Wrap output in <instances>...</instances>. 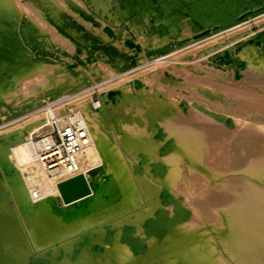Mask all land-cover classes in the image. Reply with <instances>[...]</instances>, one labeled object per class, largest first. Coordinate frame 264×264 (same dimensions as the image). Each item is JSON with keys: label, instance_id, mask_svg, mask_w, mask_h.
<instances>
[{"label": "bare ground", "instance_id": "bare-ground-1", "mask_svg": "<svg viewBox=\"0 0 264 264\" xmlns=\"http://www.w3.org/2000/svg\"><path fill=\"white\" fill-rule=\"evenodd\" d=\"M191 1L0 0V122L73 93L0 136V264H264V0ZM175 11L226 82L159 67ZM54 120L84 134L71 201L35 158Z\"/></svg>", "mask_w": 264, "mask_h": 264}, {"label": "rangeland", "instance_id": "rangeland-1", "mask_svg": "<svg viewBox=\"0 0 264 264\" xmlns=\"http://www.w3.org/2000/svg\"><path fill=\"white\" fill-rule=\"evenodd\" d=\"M26 0H22V2H25ZM161 1H167V0H161ZM193 1V2H192ZM191 2L192 3H196V2H199L198 0H192ZM213 11H211V12H209L208 13V15L209 14H211ZM149 15H151V14H149ZM187 15V16H186ZM185 16V17H184ZM133 17V18H132ZM134 17L135 18H137V20H141V17H140V14H133V15H129V17H126L125 18V21L127 22L128 20H130V19H134ZM168 17L173 21L171 24H170V28H169V31H174L172 28V26H176V32L178 33V34H182L183 33V39H185V40H183V42L181 43V44H179V45H176V46H173V45H171V47L168 49V51L167 52H164L163 54H156V55H153L152 57H158V58H160V59H162L163 58V60H157L158 61V64H160L161 66H159L158 64H156L157 66H159V67H165V65H167V64H173L174 62H176L177 64H184L183 66H189L190 67V65L191 66H193L195 69H200L201 70V72H203V76H202V79H204V82H206V83H208V85L210 84H212V85H214V83H222V82H226L228 79H227V77H228V75H227V73L225 72V71H220L219 70V72H218V68H216V67H214V66H212V64L211 63H209V62H206L205 61V59L202 57V55L201 54H199L197 51H196V47L199 45L196 41L199 39V38H191V37H193V33L195 32V30L191 27V21H190V18H189V14L188 13H186V14H179L178 12H173L172 14H169L168 15ZM180 18V19H179ZM182 20V21H181ZM186 20V21H185ZM180 23H179V22ZM256 22H258V21H256ZM185 24V25H184ZM105 25H108V26H110V27H114V24H111V23H109V22H106V24ZM262 25H264V23H259L256 27H259V26H262ZM185 26V27H184ZM182 27V28H181ZM123 28H124V30L128 33V34H130V28L129 27H127V26H125V25H123ZM129 28V29H128ZM183 29V30H185V29H187V30H185V31H183V30H181V29ZM179 31V32H178ZM139 35H138V38H140L141 37V35H140V33H138ZM134 38V40H136V41H138L137 39V36L136 37H133ZM137 38V39H136ZM188 39V40H187ZM186 42V43H185ZM184 43V44H183ZM192 43V44H191ZM195 43V44H194ZM203 43H205V42H203ZM153 46H152V45ZM189 44V45H188ZM188 45V46H187ZM147 49H152V48H156L157 47V45H155L154 44V42H153V40H150L149 42H148V44H147ZM184 46V48H181L182 50H179V47H183ZM176 51V50H179L178 52H175V54H174V52L172 53V55H169V52H171V51ZM159 55V56H158ZM135 56H136V58H140V55H136V53H135ZM163 56H165V57H163ZM167 57H168V59H167ZM164 58H166V59H164ZM149 60H147V61H149V62H151L152 61V59H150V58H148ZM204 59V60H203ZM165 60V61H164ZM145 61V60H144ZM144 61H142V63H145ZM156 61V62H157ZM162 61V62H161ZM181 63H180V62ZM206 63H205V62ZM172 62V63H171ZM140 64V65H139ZM211 64V65H210ZM136 65V66H135ZM139 65V66H138ZM139 67H141V62H136L135 64H133V65H131V66H129V67H126L125 69H123L124 71H125V73L127 72V71H130V70H133L134 68L135 69H137V68H139ZM214 67V68H213ZM123 70H119L118 72H116V73H113L112 75L110 74H106V75H103L101 78H98V79H96V80H94V83H93V81H91L90 83H88V84H86V85H83V86H81V87H79L78 89H76V91H77V93L75 92V94H80V92H78V91H81V93H86V94H88L90 97H91V99L92 100H97V98H98V96H99V90H100V88H99V85H100V87H103L104 85L106 86V84L108 83V84H112V83H110V81L111 82H117L116 80H117V78L119 77V76H121L122 74H124V71ZM184 70V69H183ZM183 70L181 71V73H183L184 74V72H183ZM184 71H186V70H184ZM122 72V73H121ZM224 72V73H223ZM121 75H120V74ZM118 74V75H117ZM118 77H117V76ZM114 76V77H113ZM225 77H226V79H225ZM108 79V80H107ZM105 80H107V82L105 81ZM104 81V82H103ZM109 81V82H108ZM97 82V83H96ZM114 82V83H115ZM9 83H12L11 81L9 82ZM107 84V85H108ZM88 86H90V87H88ZM104 86V87H105ZM259 87H257V89H256V91L259 93V94H257L258 95V97H264V94H263V92L264 91H262V88H260V89H258ZM85 89V90H84ZM99 89V90H98ZM98 90V91H97ZM259 90H261V91H259ZM87 91V92H86ZM88 91H90V92H88ZM68 94V93H67ZM67 94H65V95H63V96H60V98H59V96L58 97H56L53 101L51 100V101H49V102H47L46 104L44 103L43 105H40L39 107H42V108H34V109H31V110H29V111H25V112H23V113H15L14 115H12V116H10V117H8V118H4L1 122H0V136H6L7 134H5L6 132H4L5 131V129H7L9 126H11V124L10 123H12V124H17V121L18 122H22V121H24V119H25V117L26 116H28V115H30L32 112L33 113H35V112H37V110L38 111H40L41 109H43V107H47L48 105H52L53 103V105H56V104H58V103H62V102H64V101H66L67 99H68V96H69V98H70V95H71V97L73 96V93H71L70 94V92H69V94L67 95ZM261 94V95H260ZM64 98V100H63V98ZM58 98V99H57ZM56 100V101H55ZM61 100V101H60ZM13 102H15L14 100H13ZM52 102V103H51ZM49 103V104H48ZM56 103V104H55ZM50 105V106H51ZM52 105V106H53ZM0 106H3V104L2 103H0ZM33 110V111H32ZM81 111V110H80ZM28 112V113H27ZM25 113H27V114H25ZM30 113V114H29ZM32 113V114H33ZM0 114H1V116H2V114H7L5 111L4 112H2V111H0ZM17 114V115H16ZM23 114H25L24 116H23ZM21 115L23 116V117H21ZM16 117V118H15ZM14 118V119H13ZM16 119V120H15ZM11 121V122H10ZM15 121V122H14ZM5 122V123H4ZM20 122V123H21ZM2 123V124H1ZM10 125H9V124ZM20 123H18V124H20ZM23 123V122H22ZM6 124V125H5ZM7 124H8V126H7ZM55 126V125H54ZM7 127V128H6ZM56 128V127H55ZM2 129H4L3 131H2ZM1 133H2V135H1ZM45 135H36L33 139H34V142L36 143V140L38 141V139L40 140L41 138H43ZM79 166H80V164H79ZM80 168V167H79ZM47 175H50V174H47ZM35 190H38L37 188L35 189ZM37 192H39V191H37Z\"/></svg>", "mask_w": 264, "mask_h": 264}, {"label": "built area", "instance_id": "built-area-1", "mask_svg": "<svg viewBox=\"0 0 264 264\" xmlns=\"http://www.w3.org/2000/svg\"><path fill=\"white\" fill-rule=\"evenodd\" d=\"M47 135L48 138L35 149L39 165L47 173L63 171L67 176L76 174L79 169V153L84 145V134L79 122L67 121L59 126L54 120L53 128Z\"/></svg>", "mask_w": 264, "mask_h": 264}, {"label": "water", "instance_id": "water-1", "mask_svg": "<svg viewBox=\"0 0 264 264\" xmlns=\"http://www.w3.org/2000/svg\"><path fill=\"white\" fill-rule=\"evenodd\" d=\"M93 186H95L94 183ZM57 187L64 201L82 197L90 191V186L82 173L61 180L57 183Z\"/></svg>", "mask_w": 264, "mask_h": 264}]
</instances>
